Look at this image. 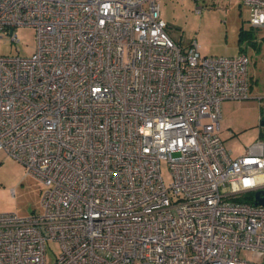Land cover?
I'll return each instance as SVG.
<instances>
[{"label":"built area","instance_id":"2783aa9c","mask_svg":"<svg viewBox=\"0 0 264 264\" xmlns=\"http://www.w3.org/2000/svg\"><path fill=\"white\" fill-rule=\"evenodd\" d=\"M264 27V0H242ZM0 150L45 190L44 212H0V264H263L264 140L233 155L221 105L250 96V57L168 34L158 0H0ZM173 180L167 185L161 162ZM248 250L250 257L241 255Z\"/></svg>","mask_w":264,"mask_h":264},{"label":"rangeland","instance_id":"374dc122","mask_svg":"<svg viewBox=\"0 0 264 264\" xmlns=\"http://www.w3.org/2000/svg\"><path fill=\"white\" fill-rule=\"evenodd\" d=\"M168 34L183 47L197 40L203 55L234 56L245 52L250 57V96L243 100H225L221 105V138L233 155H240L258 138L264 140V27H253L251 8L242 0H158ZM19 41L0 37V56H31L37 46L34 26L16 29ZM167 185L172 180L167 160L161 162ZM45 185L27 174L26 166L16 157L0 150V212L21 217L43 213ZM61 252L56 240L47 242L48 263ZM241 255L250 257L248 250ZM264 264V259H263Z\"/></svg>","mask_w":264,"mask_h":264},{"label":"water","instance_id":"95a60500","mask_svg":"<svg viewBox=\"0 0 264 264\" xmlns=\"http://www.w3.org/2000/svg\"><path fill=\"white\" fill-rule=\"evenodd\" d=\"M264 124V122H263ZM254 204L264 205V189H260L254 193Z\"/></svg>","mask_w":264,"mask_h":264},{"label":"trees","instance_id":"16d2710c","mask_svg":"<svg viewBox=\"0 0 264 264\" xmlns=\"http://www.w3.org/2000/svg\"><path fill=\"white\" fill-rule=\"evenodd\" d=\"M263 122H264V121H263ZM253 198H254V194H253V192H249V193H247L242 199H246L247 201L252 202V201H253Z\"/></svg>","mask_w":264,"mask_h":264},{"label":"crops","instance_id":"0c3cea01","mask_svg":"<svg viewBox=\"0 0 264 264\" xmlns=\"http://www.w3.org/2000/svg\"><path fill=\"white\" fill-rule=\"evenodd\" d=\"M262 123H263V121H262Z\"/></svg>","mask_w":264,"mask_h":264}]
</instances>
